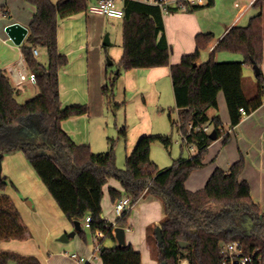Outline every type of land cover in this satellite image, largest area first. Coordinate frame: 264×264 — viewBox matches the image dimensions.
I'll return each instance as SVG.
<instances>
[{
    "label": "trees",
    "instance_id": "obj_1",
    "mask_svg": "<svg viewBox=\"0 0 264 264\" xmlns=\"http://www.w3.org/2000/svg\"><path fill=\"white\" fill-rule=\"evenodd\" d=\"M35 7L28 28L29 33L20 45L28 70L36 75L39 94L21 103L18 89L9 75L0 69V154L17 151L24 153L36 173L52 194L64 215L72 222L90 215L91 231L98 237L99 257L102 264H143L141 252L132 245L119 247L114 228L126 226L132 208L125 210L116 224L102 217L103 186L116 178L123 191L110 187L114 203L126 194L132 206L150 193L159 197L164 205L162 227L163 241L157 238L153 257L157 264H220L219 247L222 242L240 240L248 253L260 257L264 263V209L253 198L248 181L241 179L245 157L225 170L216 168L206 186L197 191L186 188L190 174L205 165V156L213 139L210 132L189 130V125L209 123L224 136L230 134L217 113L210 117V108L218 109V94L223 91L231 118L236 126L247 114L259 108L264 100V73L257 76V93L248 97L244 90V65L253 61L262 67L264 62V13L261 10L245 26H233L213 48L207 61L199 62L201 49L213 38L212 33L197 35V49L184 54L179 63L171 64V47L165 34L164 12L157 5L136 0H126L123 17L124 53L117 70L107 73L103 86L106 106L118 110L122 104L115 100L116 84L121 70L170 65L178 120L171 118L186 135L185 143L196 148L189 158L179 157L172 166L162 169L151 158L155 141L166 148L172 144L167 135H143L126 165L116 164L115 143L107 152L95 153L87 144L76 143L62 128V121L75 115L88 113L86 104L63 106L60 99L59 71L68 64V57L59 51V19L87 11L92 0H25ZM264 0L257 3L263 5ZM208 0L205 6H211ZM195 5L194 8H199ZM45 47L47 65L38 61L34 48ZM227 50L243 54L241 61H217L214 54ZM127 125L119 128L126 138ZM9 184L0 178V189ZM252 219L245 225L247 218ZM28 226L23 221L13 199L0 194V242L25 239ZM78 235L85 238L82 228ZM114 245H105L106 240ZM41 264L33 255H23L0 248V264ZM85 264H92L86 262Z\"/></svg>",
    "mask_w": 264,
    "mask_h": 264
},
{
    "label": "crops",
    "instance_id": "obj_2",
    "mask_svg": "<svg viewBox=\"0 0 264 264\" xmlns=\"http://www.w3.org/2000/svg\"><path fill=\"white\" fill-rule=\"evenodd\" d=\"M96 1L92 0L90 4ZM118 1V5L124 8L126 0ZM207 2L208 0L203 3L168 0L165 8L159 6L164 12L165 34L171 47V64L179 63L184 54L196 51L197 35L212 33L213 38L209 45L201 49L198 63L207 61L213 48L230 28L245 26L261 10L264 13V2L263 5L257 3L258 1L250 5V0H214L213 5L205 6ZM195 5L200 7L194 8ZM34 12L35 7L25 0H0V69L7 72L12 84L18 89V101L19 97L27 95L35 97L39 94V88L36 83L28 81L29 79L22 83L17 82L15 71L28 70V67L20 45L10 39L6 26L19 22L28 27ZM106 34L109 35V44L104 43ZM122 43L123 17H108L83 11L59 19L58 47L60 53L68 57V64L59 71L62 105L86 104L89 107L88 113L63 120L62 128L76 143L89 145L95 153L107 152L113 139L111 135H117L126 148L127 160L143 135L170 136L168 133L171 125L177 128V142L181 145L182 152L184 147L189 149L187 156L182 154L179 157L189 158L196 152L194 146L191 148L185 143L184 134L171 122V118L178 120L179 111L176 108L170 65L120 71L115 100L122 106L118 109V120L115 123L117 129L108 130L109 117L106 110L109 108L106 106L103 86L106 84L109 69L119 70L117 67L124 53ZM34 49L38 51L37 54L34 53L38 61L47 65L46 48L39 46ZM214 58L217 61L244 60L243 54L227 50L217 51ZM109 59L113 61L112 64L108 63ZM246 68L254 71V82L257 83V75L250 64L244 65V80ZM260 68L264 73V62ZM255 94L247 96L251 98ZM171 101L175 104L173 109L169 105ZM173 110L176 111L175 118L171 114ZM167 111L169 120L164 117ZM217 113L230 134V139L225 143L224 136H218L212 141L205 156V165L190 174L185 182L186 188L191 191L204 188L216 168L227 170L244 156L246 163L241 179L249 182L253 198L264 209V100L259 108L243 116L239 124L231 126L226 97L221 91L218 94V109L208 110L210 117ZM123 125L128 127L126 138L119 134V128ZM159 167L165 169L170 166ZM0 177L7 178L13 185V188L7 185L0 189V194L9 195L13 199L28 226L25 239L3 240L0 242L1 249L36 256L41 264H83L73 254L88 259L87 262L92 264H102L101 258L96 263L92 261L97 257L95 249L98 240L89 224L85 223V218L80 220L85 238L76 233L69 236L68 240L61 239L64 234L75 229V224L64 215L23 152L3 155ZM111 186L123 191L122 184L116 178H110L103 186L102 217L116 224L119 217L112 208L115 203L109 193ZM131 210L124 226L127 244L141 252L143 264H157L152 254L149 228L152 225L157 227L164 218L163 202L156 195L146 193ZM141 214L145 215L143 220L138 217ZM108 241L111 242L110 245L115 244L113 240ZM116 244L118 245L117 240Z\"/></svg>",
    "mask_w": 264,
    "mask_h": 264
},
{
    "label": "built area",
    "instance_id": "obj_3",
    "mask_svg": "<svg viewBox=\"0 0 264 264\" xmlns=\"http://www.w3.org/2000/svg\"><path fill=\"white\" fill-rule=\"evenodd\" d=\"M144 3H149L153 5L165 8L168 0H136ZM189 3H203L205 0H186ZM258 0H250V5L256 3ZM118 0H97L91 3L88 7V13L102 14L108 17L122 18L125 15L123 6L118 5ZM34 53L37 54V49H34ZM16 79L18 83H22L29 79L33 83H36V75L29 70L24 69L15 71ZM243 116L247 115L244 108L240 109ZM203 130L206 132H211L212 127L209 123L194 125L191 123L189 125V130ZM184 140L186 141V135H184ZM190 147H193L190 146ZM132 204L128 196H124L118 202L114 204V211L118 217H121L125 210L131 209ZM92 221L90 215L85 217V223L89 224ZM97 237V236H96ZM98 240V237L96 238ZM99 243L96 246V251L99 250ZM220 254V264H264L260 257L256 258L254 254L248 253L244 247V244L240 240L226 241L222 242L219 247ZM76 259L84 261V258L79 257L77 254H73ZM180 264H187V259L183 258Z\"/></svg>",
    "mask_w": 264,
    "mask_h": 264
},
{
    "label": "rangeland",
    "instance_id": "obj_4",
    "mask_svg": "<svg viewBox=\"0 0 264 264\" xmlns=\"http://www.w3.org/2000/svg\"><path fill=\"white\" fill-rule=\"evenodd\" d=\"M41 58H44V54L41 56ZM110 68H113V66H110ZM249 69V70H247ZM245 80H244V87H245V91L247 92V94L249 96H252L253 94H255L256 88H257V83L254 82L255 80V76H254V71L251 68H246L245 69ZM250 77V78H249ZM30 81V80H28ZM27 82V85H30V83ZM32 98L31 95H27V97H19V101L20 102H25L26 100ZM166 102V101H165ZM168 104V102H166ZM170 108L173 109L175 108V104L173 101L170 102ZM216 109V108H215ZM108 117V121H109V125H108V130H114L117 129L115 123L118 120V110H114L113 108H109L108 110H106ZM172 117L175 118L176 117V111L173 110L171 112ZM164 117H167L169 120V116H168V111L165 112ZM171 137H172V144L169 148H166L161 142L159 141H155L152 145V159H154L159 165L161 166H171L174 162V160L176 158H178L179 156H181L183 154V156H187L189 149L187 147H184L183 152L181 149V145L177 142V128L176 127H169V133H168ZM111 137H113L114 143H115V154H116V164L118 167L123 168L126 165V148L124 146V144H122L121 139L118 138L117 135L113 136L111 135ZM192 148V147H191ZM194 151H196V148H193ZM117 155L119 156V159H117ZM169 163V164H168ZM120 164H123L122 166H119ZM8 186H11L13 188V185L11 183L8 184ZM17 187V185H15ZM16 189V188H15ZM21 192V191H20ZM114 210V206L112 207ZM139 218L141 217V220L144 219L145 215L141 214V216H138ZM245 224L247 226H249V223H247V221L245 222ZM156 226L152 225L149 228V235L151 236L150 240H151V246H152V254H153V250L154 252H157V248L156 245L154 244L156 241ZM80 237V236H78ZM79 239V238H78ZM111 242L110 241H105V245H110ZM97 257L92 259V261L94 263L100 261V257H99V252H96ZM88 261V259H84L83 264H85ZM10 264H16L14 261H11Z\"/></svg>",
    "mask_w": 264,
    "mask_h": 264
},
{
    "label": "water",
    "instance_id": "obj_5",
    "mask_svg": "<svg viewBox=\"0 0 264 264\" xmlns=\"http://www.w3.org/2000/svg\"><path fill=\"white\" fill-rule=\"evenodd\" d=\"M6 32L9 35L10 39L16 45H21L24 42V40L26 39V37H27V35L29 33V28L27 26L19 23V22H14V23H11V24L6 26ZM104 43L105 44H109L110 43L108 34L105 35ZM108 61H109L108 62L109 64L113 63V61L110 60V59ZM253 68H254L255 73H256L257 76L261 74L262 71H261L260 66L254 61H253ZM117 72H119V70H117ZM209 136L213 140L217 139L218 138L217 131L215 129H213L210 132ZM1 162H2V154H0V168H1ZM247 223H249V224L252 223V219L250 217L247 218ZM74 224H75V229L72 232H70L69 234H64L61 237L62 240H68L69 236H74L79 230L82 229L80 220H75ZM248 227L251 230L252 227H250V226H248ZM114 233H115L116 239L118 241V246L119 247H122V246L125 247V246L128 245L127 241H126V229L123 226L116 225L115 228H114ZM155 234H156L157 240L160 243H162L163 235H162V227L160 225H158L156 227Z\"/></svg>",
    "mask_w": 264,
    "mask_h": 264
}]
</instances>
